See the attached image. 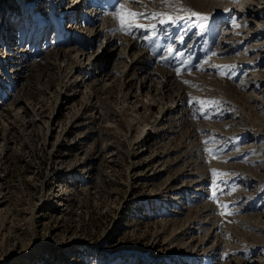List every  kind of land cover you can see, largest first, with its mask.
Here are the masks:
<instances>
[{
    "label": "rangeland",
    "instance_id": "rangeland-1",
    "mask_svg": "<svg viewBox=\"0 0 264 264\" xmlns=\"http://www.w3.org/2000/svg\"><path fill=\"white\" fill-rule=\"evenodd\" d=\"M34 1L47 32L6 0L0 34L25 51L0 74V264H264V0H89L71 41ZM109 41L110 79L76 87L73 48Z\"/></svg>",
    "mask_w": 264,
    "mask_h": 264
},
{
    "label": "bare ground",
    "instance_id": "bare-ground-1",
    "mask_svg": "<svg viewBox=\"0 0 264 264\" xmlns=\"http://www.w3.org/2000/svg\"><path fill=\"white\" fill-rule=\"evenodd\" d=\"M18 1L20 3H23L25 8L30 12L29 14H31L32 16L37 18V23L41 24V26H40L41 31L47 32V30L51 26V23L46 19V14H47L46 10L44 8H40V9L33 12L32 7H31L33 0H18ZM37 1L38 0H35L34 3H36ZM57 1L59 2L60 5L56 9L55 8V5H56L55 2H57ZM57 1L46 0V2H47L46 7H48V9H50L51 11H54V14H56V16H58L60 18H62V17L65 18V16H67V15L71 18L68 22V27H67L68 29L64 28L65 32H67L70 35L69 40L71 41V36L73 35L72 33L76 29V26H78L84 20H85V24H88L87 18H89L95 10L94 4L92 2H90L89 0H57ZM5 6H6V0L4 2H1V0H0V34H1V37L4 39V41H7V39L12 37L11 31L13 30L12 28L17 27L15 25V24H17V21L15 18L16 16L13 18H10V15L12 13H14L13 12L14 8H12L8 12V11L4 10ZM79 10H82L81 11L82 17L77 18L78 17L77 12ZM95 12H97V11H95ZM81 20H82V22H81ZM93 27L91 29L92 30L90 33L91 35H89V36L91 38H93V40H96L100 35V31L94 29ZM79 28H81V27H79ZM87 28H89V27H87ZM25 32H26V27H23L20 31H18L19 34H17V36L14 37V39L17 37H19V38L24 37ZM9 36H11V37H9ZM40 38H41V36H37L36 38H33L32 44H30V45L26 44L25 45V47H26L25 50L28 51L32 46H34L36 44V42ZM7 43L9 44V47L11 48V50L10 49L6 50V48L4 47V50L2 52H0V74L1 73H7L10 75H15L17 73L19 74L21 67L19 68V66H18L19 64H17V61H19L22 58L23 53L25 51L24 50H23V52L21 50L16 51L15 46H14V48H12V44H10L9 42H7ZM73 49L75 51V55L79 58L80 62H82V64H84L83 67L86 68V73H85V75L83 74L85 76L84 80H82L83 77H80L81 72L79 70L74 69L72 71L71 79L72 80L74 79L73 82L75 83L76 87H78V86L81 87L82 85H87L90 82L95 84V86L99 85V84L104 85L110 79V74L106 73L107 71H105L104 67H106V64H108V60H110L113 57V55L118 53V51L116 53V50L118 48L114 42H111V41L107 42L104 52L98 57V59H96L93 62V65L90 64V62H89V57H90L89 55L90 54H88L87 52L85 53L81 47H76V48L74 47ZM74 51H73V53H74ZM119 52L126 53V49H124L123 51L120 49ZM134 58H135V55L132 58L127 57V55H124V59L128 60L127 64L124 66L127 67L128 65L134 64V63L131 64V62L134 60ZM123 71H124V69H123ZM20 73H22V71ZM18 78H19V76H18ZM143 80H144V78H143ZM75 86H73V87H75ZM87 87L89 88V86H87ZM67 98H69V97H67ZM0 103H1V101H0ZM146 134H147V132H146Z\"/></svg>",
    "mask_w": 264,
    "mask_h": 264
},
{
    "label": "snow or ice",
    "instance_id": "snow-or-ice-1",
    "mask_svg": "<svg viewBox=\"0 0 264 264\" xmlns=\"http://www.w3.org/2000/svg\"><path fill=\"white\" fill-rule=\"evenodd\" d=\"M140 15H142V14L141 13L127 11L126 12V15L121 17V23H120L121 30H123V31H130V29L132 27H143V25H135V24L132 23V21L135 20ZM157 15H159V14H155V13L153 14V16H157ZM190 16H195V17H198V18H200L202 20H207L208 19L207 16H203L202 14L195 13V12H192L190 14ZM188 18H190V17H188ZM179 19H186V17H180ZM160 22L163 24L165 22H172V23H174L176 21H175V19L173 17H168L167 18V21L162 19ZM201 26L203 27L204 25H201ZM201 103L203 104L204 102H201ZM208 151L211 152L212 149H208ZM215 198L216 197H215V192H214L213 199H215ZM224 207H227V206L225 205ZM223 214L224 213H222V215Z\"/></svg>",
    "mask_w": 264,
    "mask_h": 264
}]
</instances>
